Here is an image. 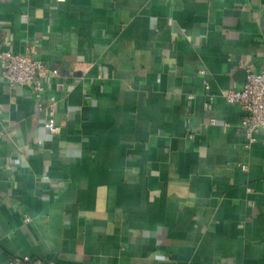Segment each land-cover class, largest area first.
<instances>
[{
    "label": "crops",
    "instance_id": "crops-1",
    "mask_svg": "<svg viewBox=\"0 0 264 264\" xmlns=\"http://www.w3.org/2000/svg\"><path fill=\"white\" fill-rule=\"evenodd\" d=\"M29 44L60 76L38 100L0 68V264H264V139L225 99L264 0H0V49Z\"/></svg>",
    "mask_w": 264,
    "mask_h": 264
},
{
    "label": "built area",
    "instance_id": "built-area-1",
    "mask_svg": "<svg viewBox=\"0 0 264 264\" xmlns=\"http://www.w3.org/2000/svg\"><path fill=\"white\" fill-rule=\"evenodd\" d=\"M65 0H58L64 2ZM0 68L2 78L11 87H30L32 94L41 100L46 87L53 77L60 76L58 68L47 66L40 59V49L37 44H29L24 55L13 53L10 50L0 49ZM199 74H206L205 70H199ZM100 78L102 76L100 75ZM205 89L210 90L208 82H205ZM193 98V96H191ZM214 96L210 95L213 101ZM228 104L237 105L242 111L239 124L240 131L248 140V147L256 143L260 138L264 139V70L254 72L248 70L246 81L239 89H230L225 94ZM41 110L45 109L47 120L45 128L51 134H59L61 127L56 122L58 102L55 97L50 98V103L44 107L40 102ZM215 124V121L212 122ZM193 139V136L190 137ZM244 171L248 170L247 165H242ZM29 221V218H26ZM10 264H44L39 258L31 260L11 259Z\"/></svg>",
    "mask_w": 264,
    "mask_h": 264
}]
</instances>
